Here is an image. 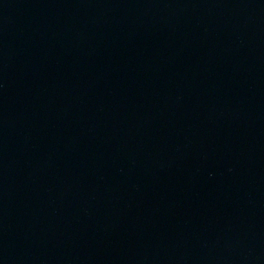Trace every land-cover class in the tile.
I'll use <instances>...</instances> for the list:
<instances>
[{
    "label": "water",
    "instance_id": "95a60500",
    "mask_svg": "<svg viewBox=\"0 0 264 264\" xmlns=\"http://www.w3.org/2000/svg\"><path fill=\"white\" fill-rule=\"evenodd\" d=\"M0 264H264V0H0Z\"/></svg>",
    "mask_w": 264,
    "mask_h": 264
}]
</instances>
